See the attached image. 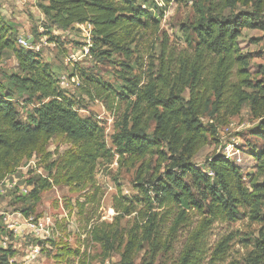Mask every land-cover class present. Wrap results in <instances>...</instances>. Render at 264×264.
<instances>
[{
    "label": "rangeland",
    "instance_id": "rangeland-1",
    "mask_svg": "<svg viewBox=\"0 0 264 264\" xmlns=\"http://www.w3.org/2000/svg\"><path fill=\"white\" fill-rule=\"evenodd\" d=\"M130 1L148 11L156 23L147 26L127 51L115 52L101 43L95 44L88 28L75 25L62 30L53 25L41 10L43 0H0V19L9 27V36L19 46V39L32 40L29 47L22 49L46 66L59 83L66 78V86L59 84L60 93L81 119L95 121L102 134L101 157L93 170L78 172L79 167L71 161L79 154L80 144L65 135L54 136L43 151L19 166L20 179L25 177L28 181L40 176L48 179L50 187L41 192L38 201L30 195H9L0 199V207L13 221H17V213L38 220L50 217L55 227L48 241L31 232L26 236L24 251L0 249V264H121L130 235L134 232L141 236V221L154 215L153 232L158 230L163 242L155 264H180L190 237L200 229V253H193L197 264H264V254L257 250V243L264 236V223L253 221L248 215L235 221L212 222L207 202L201 213L165 198L158 200L154 187L164 179L169 162L157 152L144 158L119 155L115 138L121 131H131L133 125L131 105L135 98L126 94L123 97L127 99L122 100L118 96L125 92L126 80L145 84L149 76L157 74L163 51L174 57L193 54L197 41L191 25L213 0ZM242 11H252V7L239 3L225 10V14L232 16ZM239 44L248 58L251 77L264 78V30H243ZM18 74L16 59L9 54L1 56V92L12 96L19 121L28 123L48 101L39 95H21L10 80ZM103 86L107 87L106 92ZM202 122L208 128L212 124L208 112ZM258 125L246 106L239 116L217 127V134L209 136L194 164L201 169L212 156L228 155L244 173H253L256 154L262 146V140L252 135ZM154 128L155 125L151 130ZM161 151L167 152L165 148ZM186 183L191 187V182ZM192 190L201 200L199 193ZM0 234H14L1 218ZM107 237L109 243L104 245L102 239ZM37 245L42 252L33 260L27 251ZM149 251L146 240L135 264L148 260Z\"/></svg>",
    "mask_w": 264,
    "mask_h": 264
},
{
    "label": "trees",
    "instance_id": "trees-1",
    "mask_svg": "<svg viewBox=\"0 0 264 264\" xmlns=\"http://www.w3.org/2000/svg\"><path fill=\"white\" fill-rule=\"evenodd\" d=\"M43 1L41 10L53 25L62 30L90 25L93 42L115 52L127 51L147 26L156 23L148 11L130 0ZM239 3L251 6L252 11L225 14V10ZM263 17L264 0H213L191 25L197 41L194 53L174 57L163 51L156 75L149 76L143 85L126 80L125 92L118 95L122 100L127 99L123 97L126 94L135 98L131 105L132 129L121 131L115 138L119 155L138 158L154 152L162 155L169 164L164 179L154 187L156 198L201 213L206 210L207 202L212 222L235 221L248 215L253 221L264 223V78L251 77L248 58L239 44L243 30H264ZM9 32L7 24L0 19V57L12 55L19 69V74L12 75L10 80L21 95H39L48 102L35 111L28 123H22L12 96L0 89V182L36 152L43 151L56 135H65L80 144L79 154L71 161L79 167V173L93 170L101 157L100 127L92 119L79 117L60 93L59 81L46 66L17 45ZM106 88L103 86L104 92ZM246 106L259 121L252 135L262 140L253 173H244L234 160L219 154L208 159L203 168L196 166L193 160L208 144L209 136H215L218 126L239 116ZM207 112L212 120L209 128L202 122ZM153 125L155 128L151 130ZM162 148L167 152L161 151ZM186 180L192 183L191 187ZM26 183L33 186L29 195L34 201L50 187L48 179L40 176ZM154 216L141 221V236L134 232L130 235L121 264H135L146 240L150 251L149 259L143 264H155L163 242L159 231L153 232ZM201 233L200 229L190 237L180 264H197L198 258L193 253H200ZM102 240L104 245L109 243L108 237ZM257 250L264 254V236L257 243Z\"/></svg>",
    "mask_w": 264,
    "mask_h": 264
},
{
    "label": "built area",
    "instance_id": "built-area-1",
    "mask_svg": "<svg viewBox=\"0 0 264 264\" xmlns=\"http://www.w3.org/2000/svg\"><path fill=\"white\" fill-rule=\"evenodd\" d=\"M80 28L86 29L88 28L92 34V27L90 25H79ZM22 47H29L32 40H18ZM61 86H66L67 81L66 78H61L60 83ZM225 159L233 160L230 156L225 155ZM18 169L4 180L0 182V199L5 198L9 195H13L15 197H25L28 196L33 186L28 185L23 179L17 176ZM24 180V182H23ZM17 221H13V217L6 212L5 209L0 207V218L4 220L6 227L14 232L12 237L4 236L0 234V249L4 250H13L15 252L24 251L26 247V236H30L31 232L35 234L36 237H41L43 240L48 241L51 238V232L54 230V222L50 217H46L43 220L33 219L32 217L25 218L22 214L17 213ZM53 228V229H52ZM29 229L28 232L26 230ZM34 237V235L32 234ZM30 249V250H29ZM27 252H29L30 258L33 260L39 258L41 255V246H31ZM107 264H110L107 261Z\"/></svg>",
    "mask_w": 264,
    "mask_h": 264
},
{
    "label": "water",
    "instance_id": "water-1",
    "mask_svg": "<svg viewBox=\"0 0 264 264\" xmlns=\"http://www.w3.org/2000/svg\"><path fill=\"white\" fill-rule=\"evenodd\" d=\"M31 43H32V41H31Z\"/></svg>",
    "mask_w": 264,
    "mask_h": 264
}]
</instances>
